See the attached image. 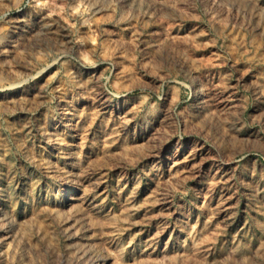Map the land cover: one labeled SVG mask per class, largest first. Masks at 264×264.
Masks as SVG:
<instances>
[{"label": "rangeland", "instance_id": "obj_1", "mask_svg": "<svg viewBox=\"0 0 264 264\" xmlns=\"http://www.w3.org/2000/svg\"><path fill=\"white\" fill-rule=\"evenodd\" d=\"M0 264H264V0H0Z\"/></svg>", "mask_w": 264, "mask_h": 264}, {"label": "bare ground", "instance_id": "obj_2", "mask_svg": "<svg viewBox=\"0 0 264 264\" xmlns=\"http://www.w3.org/2000/svg\"><path fill=\"white\" fill-rule=\"evenodd\" d=\"M72 193L71 188L64 190L63 199L67 198Z\"/></svg>", "mask_w": 264, "mask_h": 264}]
</instances>
